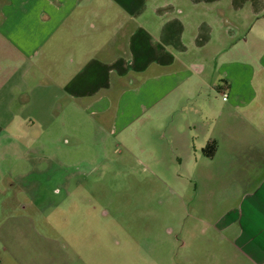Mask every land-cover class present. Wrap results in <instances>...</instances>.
Masks as SVG:
<instances>
[{
    "label": "crops",
    "instance_id": "obj_1",
    "mask_svg": "<svg viewBox=\"0 0 264 264\" xmlns=\"http://www.w3.org/2000/svg\"><path fill=\"white\" fill-rule=\"evenodd\" d=\"M63 103L171 166L223 165L239 124L264 160V0H0V145L36 152ZM215 227L241 264H264V176Z\"/></svg>",
    "mask_w": 264,
    "mask_h": 264
},
{
    "label": "rangeland",
    "instance_id": "obj_2",
    "mask_svg": "<svg viewBox=\"0 0 264 264\" xmlns=\"http://www.w3.org/2000/svg\"><path fill=\"white\" fill-rule=\"evenodd\" d=\"M223 104L213 97L202 106L212 114ZM55 108V118L40 122L36 152L0 145V177L16 180L13 189L1 186L0 264L242 263L215 224L264 176V160L250 150L256 134L247 137L239 124L223 142L239 152L226 148L223 165L185 168L167 163L168 153L120 145L68 103L62 113ZM205 126L197 121V131ZM159 155L163 162L153 159Z\"/></svg>",
    "mask_w": 264,
    "mask_h": 264
},
{
    "label": "built area",
    "instance_id": "obj_3",
    "mask_svg": "<svg viewBox=\"0 0 264 264\" xmlns=\"http://www.w3.org/2000/svg\"><path fill=\"white\" fill-rule=\"evenodd\" d=\"M227 99V95H224V100H226Z\"/></svg>",
    "mask_w": 264,
    "mask_h": 264
}]
</instances>
